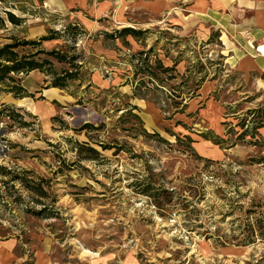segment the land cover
<instances>
[{"label": "rangeland", "instance_id": "374dc122", "mask_svg": "<svg viewBox=\"0 0 264 264\" xmlns=\"http://www.w3.org/2000/svg\"><path fill=\"white\" fill-rule=\"evenodd\" d=\"M4 12L22 23L5 21L0 46L68 25L86 36L71 52L83 64L79 81L66 91L52 93L34 71L19 76L32 98L0 96V167L32 172L27 177L43 180L48 193L46 212L36 216L41 199L19 182L3 185L9 177L0 171V264H264V241L237 245L240 229L264 212V78L226 64L217 33L194 34L181 13L158 14L145 0H10L0 18ZM125 29L147 32L105 38ZM67 46L61 39L41 49L65 53ZM151 48L153 76L135 74L145 58L138 54ZM84 124L100 129L74 132ZM75 142H89L99 159L78 162ZM201 158L212 162L207 171ZM148 178L175 196L191 184L204 192L189 220L227 243L204 240L203 229L188 231L180 209H155L135 185Z\"/></svg>", "mask_w": 264, "mask_h": 264}, {"label": "trees", "instance_id": "16d2710c", "mask_svg": "<svg viewBox=\"0 0 264 264\" xmlns=\"http://www.w3.org/2000/svg\"><path fill=\"white\" fill-rule=\"evenodd\" d=\"M10 0H0V5L9 3ZM6 18H0V29L4 27L5 21L9 22L12 26L18 27L22 23V20L19 18H15L11 13L4 12ZM147 31H137L131 29H125L117 33V36L107 35L105 34V38L107 39H115L124 36H131L134 39H139L141 35L146 33ZM47 36L40 37L37 40L32 41H19L16 38H9L11 40L10 43L4 44L0 46V96L1 95H10L13 99H24V98H32L33 95L29 94L27 90L22 85V78L19 76H27L31 72L38 71L39 73L44 75V82L48 83V87L53 89H59L62 91H66L68 88L69 82H78L79 81V72L83 68V64H77V61L80 60V56L71 52L76 51V39L80 37L86 36V33L83 29L75 25H68L63 28V30L54 31L50 30ZM63 40L69 46L66 47L65 53L60 51L51 50L46 51L41 49V46L44 42L48 41H55V40ZM26 47H30L32 51L26 54H19L17 52L18 49H23ZM152 54V48L146 52H140L138 55L145 56V58L140 59V62L143 63L142 65L135 66L138 68L135 70V74L146 73L153 76L152 72H148V64H149V57ZM160 63V62H159ZM57 65H65L69 69L61 68L60 72L58 73L55 67ZM174 66H176L177 61H173ZM164 72H169L172 68H163ZM200 71L204 72V68L201 65ZM206 77V72L200 78V82L204 81ZM154 79V78H151ZM164 83V82H161ZM198 86V85H197ZM178 91V98L181 99L183 96L181 92H179V88H176ZM182 101V99H181ZM81 104V103H80ZM182 105V104H181ZM4 108H9L7 106H3ZM22 126H27V124L22 123ZM100 127H93L90 124H84L78 130H74L75 133L81 132H89L97 131ZM258 129V128H257ZM256 129V130H257ZM246 136V131L239 135L238 139H243ZM205 140L211 141L212 139L205 137ZM213 142L215 144H220L221 139L215 138ZM190 142V141H189ZM75 144V154L77 157V161H97L100 157L99 152L93 148L89 142H82V143H74ZM98 145L102 150L110 149L107 146H103L101 143H95ZM200 159V158H199ZM202 159V158H201ZM206 164L202 167L204 171L209 169V165H212V162L207 159H202ZM217 168H221L223 163H214ZM229 166V165H226ZM243 167V165H239ZM1 175L4 177H9L8 182H2L3 185H8L10 182H19L21 186L28 191L30 194H34L41 200H36L37 203L43 206L41 211L35 213L36 216L42 215V213L46 212V206L42 202L48 198V193L44 190L43 180L34 181L27 176H32L33 173L30 171H21L19 174L14 175L12 172L6 170L4 167H0ZM219 174L224 172V170H218ZM224 174H229V172H224ZM222 177V176H216ZM138 188V194H141L148 199L152 200V205L158 211H168L170 209H180L182 210L181 214L184 217V227L188 229V231H194V228L203 229V232L200 235L204 240L210 241L212 240L215 245H223L227 243L228 237L227 236H220L218 234L214 235L209 228H204L203 224H199L194 226L190 220V215H196V204H200L201 201L205 199L204 192L202 194L197 193L194 189V185L191 184L186 188H182L180 193L175 196V190H167L163 188V186L159 185L156 186L153 182H151V178L144 179L142 181L136 182L135 184ZM203 187H201V190ZM187 192L188 195L184 196V192ZM177 199L178 203L171 204L173 199ZM55 203L53 199L51 201ZM191 207V208H190ZM233 208L225 214L224 216L231 215L233 213ZM249 212V213H248ZM31 213V212H30ZM33 213V212H32ZM244 214H255L254 210H248L244 212ZM162 215V214H161ZM198 217H196L197 219ZM248 218H246V221ZM249 226L247 224L241 228V234L244 235L242 239L239 240L237 245H249L255 243V241H264V212L261 213V216L255 219L254 223L247 229Z\"/></svg>", "mask_w": 264, "mask_h": 264}, {"label": "crops", "instance_id": "0c3cea01", "mask_svg": "<svg viewBox=\"0 0 264 264\" xmlns=\"http://www.w3.org/2000/svg\"><path fill=\"white\" fill-rule=\"evenodd\" d=\"M145 1L158 14L181 13L182 24L194 34L206 32L208 39L217 33L227 52L223 54L226 64L233 63L231 67L239 73L264 78V0ZM49 91L56 93L57 89Z\"/></svg>", "mask_w": 264, "mask_h": 264}]
</instances>
